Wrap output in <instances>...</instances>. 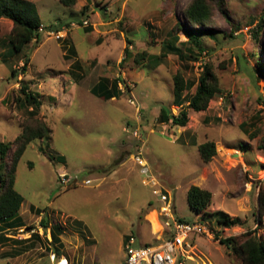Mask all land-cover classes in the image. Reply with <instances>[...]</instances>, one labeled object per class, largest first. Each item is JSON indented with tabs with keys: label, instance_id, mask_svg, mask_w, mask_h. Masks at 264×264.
<instances>
[{
	"label": "rangeland",
	"instance_id": "374dc122",
	"mask_svg": "<svg viewBox=\"0 0 264 264\" xmlns=\"http://www.w3.org/2000/svg\"><path fill=\"white\" fill-rule=\"evenodd\" d=\"M27 1L45 28L20 54H8L12 23L0 19V142L13 143L31 121L17 81L39 95L33 118L49 136L31 142L16 166L14 189L23 197L24 228L0 229V264H59L62 258L68 264H122L125 237L135 236L136 247L152 245V233L160 230L157 189L168 193L176 219L201 221L209 229V237L187 240L182 264H242L219 239L250 231L264 240L257 202L258 193L264 195V78L256 70L257 63L264 68V0H226L222 13L212 10L214 24L205 28L214 30L213 38L197 33L202 48L197 61H180L171 53L158 65L147 57L161 56L176 24H186L182 11L189 0H75L72 6ZM82 21L91 33L85 34ZM69 23L74 26L59 33L61 39L49 35ZM256 25L263 28L254 38ZM186 40L179 33L177 45L190 47ZM137 56L144 60L134 62ZM24 58L29 60L25 73L10 79ZM75 62L79 80L69 74ZM204 65H210L220 93L205 111L189 110L185 127L161 124V109L176 116L186 108ZM177 73L194 85L183 93L182 109L172 105ZM100 79H108L109 87L122 80V95L106 101L92 95ZM134 130L158 186L143 185L130 159L142 143L132 136ZM206 142L216 149L208 164L196 149ZM13 152L14 145L4 160L7 168ZM191 186L212 194L203 214L187 204ZM218 215L241 225L223 228ZM54 232L59 242L52 241Z\"/></svg>",
	"mask_w": 264,
	"mask_h": 264
},
{
	"label": "trees",
	"instance_id": "16d2710c",
	"mask_svg": "<svg viewBox=\"0 0 264 264\" xmlns=\"http://www.w3.org/2000/svg\"><path fill=\"white\" fill-rule=\"evenodd\" d=\"M225 1L226 0H189L182 11V16L186 21V24L182 25L181 22L176 24L173 31V37L168 40L166 47L162 48L163 52L161 56H148L147 58H151L149 59L150 61H155V65L159 64L162 57L171 53L176 55L180 61H184L187 57L197 61L198 57L195 53L199 54L202 52L197 33L203 32L210 38H213L214 30L205 28L214 24V21L212 20V10L215 9L219 13H222ZM60 2L64 6H72L75 3V0H60ZM84 10H86V8ZM2 18L7 19L12 23L11 32L7 37L10 47L8 50L9 55L20 54L26 45L30 44L33 40L38 41L40 36L38 28L41 22L37 9L33 3L27 0H0V19ZM261 21L264 23V19ZM255 28L254 38L258 37L263 27L256 25ZM84 31L85 33H89L91 32V28L84 27ZM179 33H182L186 37V42L190 44V47H182V45H184L182 43L177 45ZM229 37L231 36L229 35ZM125 54L128 56L127 48H125ZM140 57L143 58V56H137L134 58V62L138 63ZM125 58L126 57H124L123 60ZM28 63V58H24V63L20 68V72L12 69L10 72V79H17L18 76L23 75ZM74 66L81 71L76 62L74 63ZM256 66V70L264 78L263 66L260 63H257ZM69 74L75 80L82 78L77 72L70 71ZM121 82L122 80L115 79L109 87L108 79H102L90 90V93L105 101L112 98H118L122 95V91L119 88V83ZM17 83L20 84V92L24 98V102L21 106L27 107V109L29 108L28 118H30L31 121L29 120L26 122L22 127L21 134L17 136L13 143L0 142V222L3 224V227H0L1 232L9 229L17 230L24 228L23 221L19 216L23 197L14 189V174L16 166L31 142L45 139L49 136V130L45 125L33 118L41 106L39 95L30 91L27 84H23L21 81H17ZM172 84L175 95V100L172 105L182 109L184 104L183 93L189 91L194 85L185 81L180 73L173 76ZM219 93L218 79L213 75L210 65H204L201 75L197 78L195 89L187 101L186 108L182 109L176 116L170 113L169 108L161 109L158 120L161 124L170 123L172 126L183 128L188 122L189 110L195 113L205 111L211 99ZM19 101H21V98ZM12 145H14V152L11 158L10 167L7 168V166H4V160ZM197 152L205 164H208L212 158L216 156L215 145L212 142L198 145ZM186 200L189 208L195 212L196 215H199L205 213L210 206L212 194L207 190L191 186L187 191ZM257 200L259 204L258 211L260 214L261 211L264 214V195L261 192L258 193ZM39 212L40 211H38V213ZM178 221L191 224L190 222L181 219H178ZM41 224L42 225L40 226L43 229H46L45 223L42 222ZM217 224L223 228H232L241 225L238 219H230L223 215H218ZM2 228H4V230H2ZM26 229L29 232H32L34 227L29 226L26 227ZM56 233L61 234L60 228L57 227ZM56 233H52V241L59 242V238L57 237L58 234ZM31 234L34 238H37L38 236L36 232H32ZM126 238L127 237H125V239ZM3 241L8 240L3 239ZM219 243L221 246L226 247L227 250L229 249L233 255L238 257L242 264H264V240L259 239L250 231L237 237L220 238ZM151 244H156V240L153 239ZM143 245L147 244H142V246Z\"/></svg>",
	"mask_w": 264,
	"mask_h": 264
},
{
	"label": "built area",
	"instance_id": "2783aa9c",
	"mask_svg": "<svg viewBox=\"0 0 264 264\" xmlns=\"http://www.w3.org/2000/svg\"><path fill=\"white\" fill-rule=\"evenodd\" d=\"M69 26H74V23H70ZM81 26L87 27L89 25L87 21H82ZM43 31L44 27L40 26L38 32ZM54 34L56 35V39L60 38L59 32L52 31L49 33V35L53 36ZM132 136L141 141V137L136 130L132 132ZM142 147L143 142L140 147L137 146L136 153L132 154L130 159L138 167V172L143 178V185L150 187L158 186L146 160L142 157ZM153 193L159 196V205L157 206V210H155V215L156 219L160 221V224H158L161 233L159 231L152 233L155 236L156 244L141 247H136V238L129 236L123 243V250L125 252L123 264H182V260L184 259L183 248L187 245V240L190 237L197 236L209 237V229L203 222L196 221L188 224L179 222L174 217L175 210L173 203L165 190L157 189L153 190ZM59 264H62V261Z\"/></svg>",
	"mask_w": 264,
	"mask_h": 264
},
{
	"label": "crops",
	"instance_id": "0c3cea01",
	"mask_svg": "<svg viewBox=\"0 0 264 264\" xmlns=\"http://www.w3.org/2000/svg\"><path fill=\"white\" fill-rule=\"evenodd\" d=\"M89 33H91V32H89ZM89 33H85V34H89ZM65 47H67V45H66ZM67 48H68V47H67ZM67 48H66V49H67ZM162 48H164V45L161 47V49H162ZM70 49H71L70 54L73 55L74 52H73V50H72L71 47H70ZM65 51H66V50H65ZM65 59H69V57H67V55H66V56H65ZM71 66H72V69L69 70V72H70V71H73V72H77V74H79V70L76 68V66H74V65H71ZM71 66H70V67H71ZM75 70H76V71H75ZM70 76H71V75H70ZM80 76L82 77V74H80ZM71 77H72V76H71ZM101 80H102V79H100L95 85H97ZM112 81H113V80H112ZM95 85H94V86H95ZM94 86H93V87H94ZM93 87H92V88H93ZM92 88H91V89H92ZM108 88H109V87H108ZM98 99H100V98H98ZM112 99H115V98H112ZM110 100H111V99H110ZM195 147H196V146H195ZM196 149H197V148H196ZM156 221H157V220H156Z\"/></svg>",
	"mask_w": 264,
	"mask_h": 264
},
{
	"label": "clouds",
	"instance_id": "9594fccd",
	"mask_svg": "<svg viewBox=\"0 0 264 264\" xmlns=\"http://www.w3.org/2000/svg\"><path fill=\"white\" fill-rule=\"evenodd\" d=\"M81 23H82V22H81ZM69 25H70V23L67 24V25L65 24L64 27L62 26V28H61V26H60L61 29L59 28L58 30L56 29V30H53V31H54V32H59V33H64V34H66V33H65V29L69 28ZM39 27H40V26H39ZM80 27H82V26L80 25ZM44 28H45V27H44ZM83 28H84V27H83ZM40 34H41V32H39V35H40ZM59 39H61V38H59ZM59 39H58V40H59ZM33 41H35V40H33ZM154 212H155V210H154ZM130 236H133V235H130ZM128 237H129V236H128ZM128 237H127V238H128ZM134 237H135V236H134ZM127 238H126V239H127ZM135 238H136V237H135ZM126 239H125V240H126ZM125 240H123V243H124ZM122 247H123V244H122ZM62 259H64V261L66 262L65 264H68V263H67V260H66L65 258H62ZM62 259H61V260H62ZM61 260H60V261H61ZM60 261H59V262H60ZM122 264H123V262H122Z\"/></svg>",
	"mask_w": 264,
	"mask_h": 264
},
{
	"label": "bare ground",
	"instance_id": "6f19581e",
	"mask_svg": "<svg viewBox=\"0 0 264 264\" xmlns=\"http://www.w3.org/2000/svg\"><path fill=\"white\" fill-rule=\"evenodd\" d=\"M153 232V231H152ZM154 233V232H153Z\"/></svg>",
	"mask_w": 264,
	"mask_h": 264
}]
</instances>
